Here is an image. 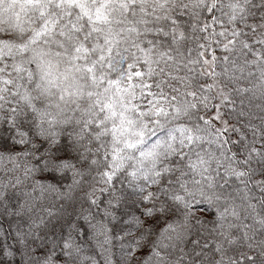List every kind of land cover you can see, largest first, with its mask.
<instances>
[{"label": "snow or ice", "instance_id": "6c2138e0", "mask_svg": "<svg viewBox=\"0 0 264 264\" xmlns=\"http://www.w3.org/2000/svg\"><path fill=\"white\" fill-rule=\"evenodd\" d=\"M0 264H264V0H0Z\"/></svg>", "mask_w": 264, "mask_h": 264}]
</instances>
